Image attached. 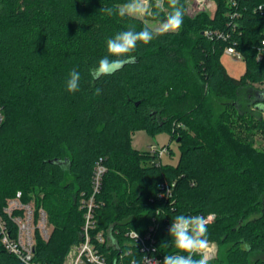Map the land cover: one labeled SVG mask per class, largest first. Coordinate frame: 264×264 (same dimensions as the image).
<instances>
[{
  "label": "trees",
  "instance_id": "16d2710c",
  "mask_svg": "<svg viewBox=\"0 0 264 264\" xmlns=\"http://www.w3.org/2000/svg\"><path fill=\"white\" fill-rule=\"evenodd\" d=\"M189 1L181 0L184 8ZM213 1L212 15H185L178 32L139 43L135 63L93 80L89 70L108 54L106 40L146 23L100 12L127 0H0V215L19 192L23 203L35 205L36 221L40 209L46 212L53 230L47 241L37 230L36 262L64 264L82 240V200L91 195L99 161L107 172L95 232L114 243L100 246L110 262L129 250L126 261L138 258L129 234L152 229L162 262L175 251L164 243L180 214L214 216L207 238L218 255L209 264H252L264 255V150L243 135L264 132V90H254L247 104L242 97L264 85V59L258 60L264 13L256 10L264 0H234L237 7ZM206 31L231 38H209ZM234 44L246 64L240 78L222 63ZM73 69L81 74L80 90L69 93ZM214 97L224 102L219 113ZM139 131L169 133L178 163L135 149ZM164 182L175 185L169 199L160 198ZM0 264H22L3 247L1 233Z\"/></svg>",
  "mask_w": 264,
  "mask_h": 264
},
{
  "label": "built area",
  "instance_id": "2783aa9c",
  "mask_svg": "<svg viewBox=\"0 0 264 264\" xmlns=\"http://www.w3.org/2000/svg\"><path fill=\"white\" fill-rule=\"evenodd\" d=\"M194 4L197 8L196 13L202 11L212 15L216 10V4L213 0H195ZM264 4V3H263ZM232 7H237V2L231 0ZM261 5V4H260ZM256 10L261 12L258 7ZM264 13V12H261ZM233 31H237L234 26ZM209 38L219 37L225 40L231 38L230 34L212 33L206 31L204 33ZM225 55L238 58L243 60L242 54L236 49L235 44L228 46L225 49ZM264 59V41L263 47L258 51V60ZM5 120L4 108L0 104V128ZM151 155L156 156L160 161L165 155L170 154V150L167 146L157 147L151 146L149 149ZM107 169L99 161L92 178V190L91 195L88 198L82 200L81 208L84 209V225L82 229V240L73 245L66 258L64 264H98V260L102 264H131L134 259L136 264H157L161 259L157 255V240L153 234V229L150 230L145 236H141L136 232L129 234L130 241L134 245L138 246L139 257L133 258L126 261V258L133 255V250L125 252L124 255H120L119 262H110L109 257L101 252L100 246L103 244L114 245L110 238L104 235V232H95L97 228L95 210L98 208L96 203L97 195L101 191L102 182ZM175 185L164 182L161 185L162 192L160 198L169 199L173 195V189ZM22 194L19 192L15 199L9 200L7 207H5L3 213L0 215V233L1 243L3 247L12 255L16 256L22 264H41L36 262L35 257V246H36V235L35 232L38 230L44 240H49L50 232L48 230L47 214L43 209L39 210L37 221L39 225L35 228L34 222L36 220V211L33 204H25L21 201ZM214 216L207 218L208 222H212ZM10 223L15 226V232L10 227ZM36 229V231H35ZM218 248L215 243L210 242V247L207 250V254L210 257V261L216 259ZM139 259V260H138Z\"/></svg>",
  "mask_w": 264,
  "mask_h": 264
},
{
  "label": "clouds",
  "instance_id": "9594fccd",
  "mask_svg": "<svg viewBox=\"0 0 264 264\" xmlns=\"http://www.w3.org/2000/svg\"><path fill=\"white\" fill-rule=\"evenodd\" d=\"M167 3V7L165 4ZM264 12V4L258 6ZM100 12L118 15L123 18L129 17H151L158 20L155 26L145 23L144 27L136 31L134 29L122 30L106 40L107 55L102 57L96 67L89 70L93 80H99L103 76H111L121 71L125 65L136 62L135 55L137 45L149 44L153 40L168 33L178 32L184 22L185 8L181 0H127L118 9L101 8ZM166 13V14H165ZM163 18L161 19V15ZM81 74L73 69L66 80V89L69 93L80 90ZM101 93L100 88L95 89V94ZM208 220L203 215H184L174 217L169 228L170 240L164 243L175 249L171 254L164 255L163 261L157 264H209L210 257L207 250L210 241L207 238ZM137 234V233H136ZM138 238V234H137ZM241 250L249 251L250 245L241 243ZM98 264H102L98 260ZM131 264H136L133 259Z\"/></svg>",
  "mask_w": 264,
  "mask_h": 264
},
{
  "label": "rangeland",
  "instance_id": "374dc122",
  "mask_svg": "<svg viewBox=\"0 0 264 264\" xmlns=\"http://www.w3.org/2000/svg\"><path fill=\"white\" fill-rule=\"evenodd\" d=\"M194 1L195 0H190L185 7V15L189 18H195L199 14L206 13L204 11H202L201 13H196L197 8L194 4ZM136 18H140V19L145 20L149 26H155L158 24V20L153 19L151 17H136ZM222 63L224 64L228 73L232 77L240 78L246 72L245 62L243 60L238 59V58L225 55L222 58ZM254 90H259V91L264 90V85H256L253 90L252 89L245 90L242 93L244 103L247 104V103H249L250 99L254 98V94H253ZM213 105H214L215 111L217 113H219L222 111V109L224 107V102L219 101L214 97L213 98ZM251 134L247 135L246 132H243V135L245 137L250 138V140H252L254 142V145L257 148L264 150V132L252 131ZM169 144L173 150L174 155H170V154L165 155L163 157V159L161 160V162H163L164 164L176 165L178 163V160L180 157V151H179L178 145L176 143L172 142L169 133L165 132V133L159 134L157 136H152V135L148 134L146 131H139L133 137V147L139 151H147L150 149L151 146L162 147V146H167ZM33 207L36 211V207L34 204H33ZM38 225H39V221L35 220L34 227L36 228ZM47 227H48L49 232L51 233L53 230L52 226H50L48 224ZM35 231H36V229H35ZM36 232H35V235H36ZM217 255H218V253H217ZM257 259L264 260V255L254 256L252 259V264H254V262Z\"/></svg>",
  "mask_w": 264,
  "mask_h": 264
}]
</instances>
